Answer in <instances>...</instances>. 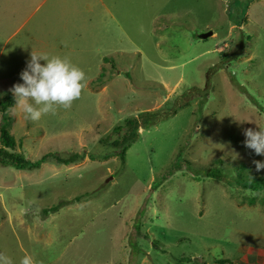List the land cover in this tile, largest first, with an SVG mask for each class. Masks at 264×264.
I'll return each instance as SVG.
<instances>
[{
    "label": "rangeland",
    "instance_id": "obj_1",
    "mask_svg": "<svg viewBox=\"0 0 264 264\" xmlns=\"http://www.w3.org/2000/svg\"><path fill=\"white\" fill-rule=\"evenodd\" d=\"M32 49L68 56L87 83L39 121L14 106L17 149L85 157L0 165V251L14 264H264V192L234 182L264 176L243 145L244 128L264 125V0H0V94ZM147 111L155 121L125 154L102 142Z\"/></svg>",
    "mask_w": 264,
    "mask_h": 264
},
{
    "label": "clouds",
    "instance_id": "obj_2",
    "mask_svg": "<svg viewBox=\"0 0 264 264\" xmlns=\"http://www.w3.org/2000/svg\"><path fill=\"white\" fill-rule=\"evenodd\" d=\"M22 82L10 89L15 108L25 120L39 121L42 116L55 115L58 106L71 107L86 87L85 71L66 55H50L32 49L26 67L20 72ZM239 122H244L238 120ZM251 122V120H245ZM243 129L244 147L258 156H264V125ZM238 155V154H235ZM256 170L264 169V161L254 160ZM0 264H14L12 257L0 251ZM20 264H36L32 255L25 254Z\"/></svg>",
    "mask_w": 264,
    "mask_h": 264
},
{
    "label": "trees",
    "instance_id": "obj_3",
    "mask_svg": "<svg viewBox=\"0 0 264 264\" xmlns=\"http://www.w3.org/2000/svg\"><path fill=\"white\" fill-rule=\"evenodd\" d=\"M105 61H107L106 58ZM103 76L104 73L101 74V77ZM94 81L96 82V80H93L92 83H94ZM14 106H15V101L11 92L5 91L3 94H0V115L2 116V119L4 121L3 124L0 125V142H1L0 165L11 166L19 170L32 171V170L40 169L42 165L48 161L49 157H52L53 160L59 164H66V165L77 164L84 159L85 156L77 152L68 156H60V155L54 156L53 153H48L35 161L31 159H27L25 154L17 149L18 142L15 139V137L12 135L10 130V124H11L10 120L12 119L11 109ZM151 111L143 112L139 116H131L126 118L121 124L115 126L113 129L114 133H119V134L122 133L119 136V138L114 141L103 139L102 142L107 146L121 148L120 154L121 155L125 154V150H127V146L132 143V140H134V138H136L138 134H140L139 130L151 126L155 121L154 118L156 117V114H154ZM182 162H184L182 158H179V163L174 165L173 170L175 171L181 168L185 169L183 168L184 166ZM218 162L225 163L224 160H220ZM186 164L189 165L191 163L186 162ZM174 171L166 172L164 174V177H162L159 180H156L154 184L151 186V190L153 191L154 189L158 188L159 185L162 183L161 181L167 179L169 175L174 173ZM206 175L215 178L217 180L224 181L229 185L233 184V179L227 177L218 169L207 171ZM234 182L238 186H241L244 189H249L256 192H264V176H255L253 179H251L248 177H243L241 175H238L236 178H234ZM79 198L81 197L78 196V199ZM66 204L68 205L69 202L65 200L64 202H59L58 204L51 206L50 209L47 210V214L52 212H58ZM139 223H137V227L139 228L138 232L142 234V232L140 231ZM144 236L147 237V234H144ZM157 242L158 241L153 242L155 246H157ZM133 248L134 250H136L138 246H133ZM186 259L190 261V258H186ZM182 261H184V259L180 260V262ZM227 261H232V260H229L228 258H224L220 260V263H224ZM253 264H260V263L255 262Z\"/></svg>",
    "mask_w": 264,
    "mask_h": 264
},
{
    "label": "water",
    "instance_id": "obj_4",
    "mask_svg": "<svg viewBox=\"0 0 264 264\" xmlns=\"http://www.w3.org/2000/svg\"><path fill=\"white\" fill-rule=\"evenodd\" d=\"M213 34H214L213 31H208V32L200 34V38L201 39H207L208 37L212 36Z\"/></svg>",
    "mask_w": 264,
    "mask_h": 264
},
{
    "label": "bare ground",
    "instance_id": "obj_5",
    "mask_svg": "<svg viewBox=\"0 0 264 264\" xmlns=\"http://www.w3.org/2000/svg\"><path fill=\"white\" fill-rule=\"evenodd\" d=\"M176 111V110H175Z\"/></svg>",
    "mask_w": 264,
    "mask_h": 264
}]
</instances>
